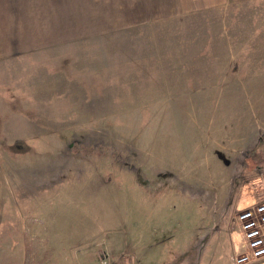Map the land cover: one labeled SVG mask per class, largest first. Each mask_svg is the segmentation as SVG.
I'll use <instances>...</instances> for the list:
<instances>
[{
    "label": "rangeland",
    "instance_id": "374dc122",
    "mask_svg": "<svg viewBox=\"0 0 264 264\" xmlns=\"http://www.w3.org/2000/svg\"><path fill=\"white\" fill-rule=\"evenodd\" d=\"M117 35L122 78L102 69L85 84L64 68L32 85V102L0 75V258L16 264L45 238L51 263V242L75 230L130 236L138 204V238L158 255L140 262L175 264L176 248L198 240L197 264H232L237 212L264 199V0ZM59 57L53 70L74 59Z\"/></svg>",
    "mask_w": 264,
    "mask_h": 264
},
{
    "label": "crops",
    "instance_id": "0c3cea01",
    "mask_svg": "<svg viewBox=\"0 0 264 264\" xmlns=\"http://www.w3.org/2000/svg\"><path fill=\"white\" fill-rule=\"evenodd\" d=\"M221 1L0 0V75L15 90L16 96L22 92L32 102V85H52L55 76L59 72L69 71L67 69H72L85 84H91L92 78L101 79L102 82L105 72L102 69L114 68L109 76L118 74L117 78H122L128 72L120 63L125 51L124 44L120 39V43L113 44L107 36L120 35L127 30L135 32L140 27L154 26L155 22L188 13H200ZM75 44L81 50L75 49ZM69 51L74 59L68 65L64 64L63 69L53 70V61L59 55L64 57ZM110 54L115 56L114 62L103 61L102 66V58ZM28 77L33 81L28 83ZM8 122L10 120H6L5 124ZM137 207L138 204L131 210L133 219L129 224L136 227V215L137 227L130 236L122 234L123 226L107 227L102 231V238L99 235L79 236L75 230L71 239L57 238L51 242L54 248L51 263H48L45 253L44 238L39 240L37 247H30L26 254L19 256L16 264H25L26 261L28 264H149L140 261L152 260L158 255L148 252L150 240L138 238L140 209ZM96 224L97 221L92 220L88 223V230H94ZM202 245L197 240L192 245L178 246L173 253L174 263L202 262ZM9 259L11 257L0 258L7 260L3 264H10Z\"/></svg>",
    "mask_w": 264,
    "mask_h": 264
},
{
    "label": "built area",
    "instance_id": "2783aa9c",
    "mask_svg": "<svg viewBox=\"0 0 264 264\" xmlns=\"http://www.w3.org/2000/svg\"><path fill=\"white\" fill-rule=\"evenodd\" d=\"M236 221L241 247L232 256V264L264 262V199L241 208ZM102 261L105 263L104 259Z\"/></svg>",
    "mask_w": 264,
    "mask_h": 264
}]
</instances>
